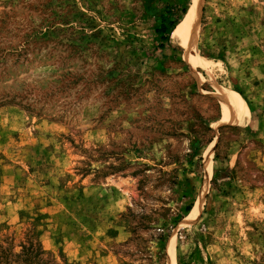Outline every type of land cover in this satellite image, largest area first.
<instances>
[{
	"label": "rangeland",
	"instance_id": "374dc122",
	"mask_svg": "<svg viewBox=\"0 0 264 264\" xmlns=\"http://www.w3.org/2000/svg\"><path fill=\"white\" fill-rule=\"evenodd\" d=\"M176 3L0 0V264H264V0Z\"/></svg>",
	"mask_w": 264,
	"mask_h": 264
},
{
	"label": "bare ground",
	"instance_id": "6f19581e",
	"mask_svg": "<svg viewBox=\"0 0 264 264\" xmlns=\"http://www.w3.org/2000/svg\"><path fill=\"white\" fill-rule=\"evenodd\" d=\"M191 7L186 11L183 20L175 28L172 40L180 45H187L190 38L195 34V28L198 23L201 3L200 0H192ZM192 41V40H191ZM194 41V40H193ZM221 101L224 108V119L231 123L243 124L248 121V110L242 103L240 97L235 93L229 94L221 92ZM198 206L191 210V215L198 213ZM190 215V216H191ZM191 218V217H190Z\"/></svg>",
	"mask_w": 264,
	"mask_h": 264
},
{
	"label": "trees",
	"instance_id": "16d2710c",
	"mask_svg": "<svg viewBox=\"0 0 264 264\" xmlns=\"http://www.w3.org/2000/svg\"><path fill=\"white\" fill-rule=\"evenodd\" d=\"M186 11L185 5L182 4V1L179 0L177 4H168L166 7V15L167 18L161 17V22L158 27L155 28L157 34L160 35L162 43H160V47H163V42L168 40V29L172 28L176 20L179 16H181ZM168 19V20H167ZM191 210V204L185 206V212H189Z\"/></svg>",
	"mask_w": 264,
	"mask_h": 264
},
{
	"label": "crops",
	"instance_id": "0c3cea01",
	"mask_svg": "<svg viewBox=\"0 0 264 264\" xmlns=\"http://www.w3.org/2000/svg\"><path fill=\"white\" fill-rule=\"evenodd\" d=\"M221 106V118H222V105H220Z\"/></svg>",
	"mask_w": 264,
	"mask_h": 264
}]
</instances>
